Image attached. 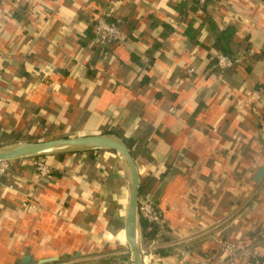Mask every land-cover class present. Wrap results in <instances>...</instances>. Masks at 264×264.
<instances>
[{
    "label": "crops",
    "instance_id": "0c3cea01",
    "mask_svg": "<svg viewBox=\"0 0 264 264\" xmlns=\"http://www.w3.org/2000/svg\"><path fill=\"white\" fill-rule=\"evenodd\" d=\"M194 2L0 0L2 144L117 135L165 215V231L142 227L153 264L212 259L221 238L245 247L240 264H264V177L255 182L264 167V0L211 1L181 17L177 6ZM101 17L125 42L98 43ZM208 19L236 29L242 63L213 65ZM57 156L11 162L0 175V264H133L121 158Z\"/></svg>",
    "mask_w": 264,
    "mask_h": 264
},
{
    "label": "water",
    "instance_id": "95a60500",
    "mask_svg": "<svg viewBox=\"0 0 264 264\" xmlns=\"http://www.w3.org/2000/svg\"><path fill=\"white\" fill-rule=\"evenodd\" d=\"M110 150L122 160L128 183V202L125 212V235L132 254L133 264H147L142 247V226L139 213L141 174L128 145L117 135L105 134L89 137L54 139L49 141L24 142L0 148V163L56 156L61 154L87 153ZM264 177V167L256 175L259 183ZM54 259L42 260L45 264ZM31 257H25L22 264H32Z\"/></svg>",
    "mask_w": 264,
    "mask_h": 264
},
{
    "label": "built area",
    "instance_id": "2783aa9c",
    "mask_svg": "<svg viewBox=\"0 0 264 264\" xmlns=\"http://www.w3.org/2000/svg\"><path fill=\"white\" fill-rule=\"evenodd\" d=\"M32 1V0H30ZM57 3L63 2L64 0H55ZM200 5H206L213 0H195ZM3 9L0 5V18H3ZM94 35L98 43L102 45H112L117 43L125 42V35L121 28L116 24L109 22L105 18H99L94 25ZM242 61L235 57H228L225 55H217V66L225 71L236 64H240ZM194 70H189L188 74H192ZM34 165L37 167L38 172L41 176L47 177L50 175V168L41 160H33ZM11 162L0 163V175H5L11 170ZM139 213L141 222H146L151 227V230L165 231L167 224L164 212L160 207L149 198H139ZM219 255L212 259H196L192 261V264H240V259L247 253L242 244L229 239L221 238L218 240ZM155 246L151 245L148 250H145L143 246V252L148 264H153L156 261V255L154 253Z\"/></svg>",
    "mask_w": 264,
    "mask_h": 264
},
{
    "label": "trees",
    "instance_id": "16d2710c",
    "mask_svg": "<svg viewBox=\"0 0 264 264\" xmlns=\"http://www.w3.org/2000/svg\"><path fill=\"white\" fill-rule=\"evenodd\" d=\"M213 1H217V0H213ZM189 6H191V7H189ZM189 6L186 3H181V4H179V6H177L178 13L181 17L189 16L188 11L190 9L192 11H196V10H200V9L201 10L206 9L205 5L202 6L198 2H194ZM206 18H207V16L204 19H206ZM208 21H210L209 23L212 25V27L216 31V41H215V44H214L212 49L215 50L218 54L225 55V56H228L230 58L234 57L233 43H234L235 36L237 34L236 29L233 26H230V27H227L223 30H218L217 27L215 26L214 22H212L210 19H208ZM112 23H116V22L112 21ZM116 24L118 25V23H116ZM193 28L194 27L191 24H189L187 26L186 35L191 37V38L193 37V33H194ZM212 63H213V65H217V57H213ZM124 142L128 145L129 148H131V145L129 144V142H127L125 140H124ZM2 143H5V141H4L3 136H1V134H0V147H1V145H3ZM95 152L96 151H91L90 153H95ZM132 154H134V153H132ZM65 156H67V155L61 154L57 157L60 159H63ZM140 197L148 198V193L146 192L145 186L140 187ZM141 226L146 230V228H147L146 222L142 221ZM156 234H157L156 232H150V233H146L144 235V237L146 236L147 238H153V237H155Z\"/></svg>",
    "mask_w": 264,
    "mask_h": 264
},
{
    "label": "rangeland",
    "instance_id": "374dc122",
    "mask_svg": "<svg viewBox=\"0 0 264 264\" xmlns=\"http://www.w3.org/2000/svg\"><path fill=\"white\" fill-rule=\"evenodd\" d=\"M20 143H24V142H20ZM17 144H19V143H17ZM16 145V144H15ZM4 147H8V146H4V145H1V147L0 148H4ZM65 155H69V154H65ZM27 161H30V160H27ZM16 162H21V161H16ZM34 162V161H33ZM142 247H143V244H142ZM127 248H128V250L130 251V249H129V247L127 246ZM130 253H131V251H130ZM132 255V254H131ZM132 260H133V258H132Z\"/></svg>",
    "mask_w": 264,
    "mask_h": 264
},
{
    "label": "bare ground",
    "instance_id": "6f19581e",
    "mask_svg": "<svg viewBox=\"0 0 264 264\" xmlns=\"http://www.w3.org/2000/svg\"><path fill=\"white\" fill-rule=\"evenodd\" d=\"M138 170H139V172H140L139 167H138ZM140 174H141V173H140ZM125 239H126V235H125ZM126 243H127V246L129 247L128 242H127V239H126Z\"/></svg>",
    "mask_w": 264,
    "mask_h": 264
}]
</instances>
